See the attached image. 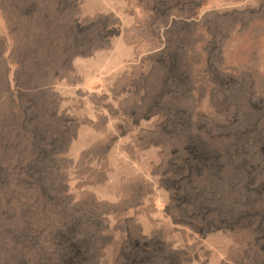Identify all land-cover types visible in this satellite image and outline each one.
Instances as JSON below:
<instances>
[{
	"label": "rangeland",
	"instance_id": "1",
	"mask_svg": "<svg viewBox=\"0 0 264 264\" xmlns=\"http://www.w3.org/2000/svg\"><path fill=\"white\" fill-rule=\"evenodd\" d=\"M0 264H264V0H0Z\"/></svg>",
	"mask_w": 264,
	"mask_h": 264
},
{
	"label": "trees",
	"instance_id": "2",
	"mask_svg": "<svg viewBox=\"0 0 264 264\" xmlns=\"http://www.w3.org/2000/svg\"><path fill=\"white\" fill-rule=\"evenodd\" d=\"M79 244V245H78ZM81 244L80 243H77L76 244V247H74V255L75 254H78L79 253V251H80V249H81ZM82 259V258H81ZM65 263L67 262H70L71 261V258L69 257V256H67V257H65ZM82 262H84V259H82Z\"/></svg>",
	"mask_w": 264,
	"mask_h": 264
}]
</instances>
